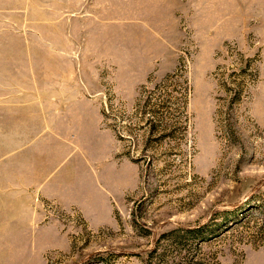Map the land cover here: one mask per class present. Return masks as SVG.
I'll return each mask as SVG.
<instances>
[{
    "label": "rangeland",
    "instance_id": "374dc122",
    "mask_svg": "<svg viewBox=\"0 0 264 264\" xmlns=\"http://www.w3.org/2000/svg\"><path fill=\"white\" fill-rule=\"evenodd\" d=\"M156 2L133 27L70 29L65 96L100 103L109 212L10 182L2 139L0 264H264V0ZM72 137L65 151L86 152Z\"/></svg>",
    "mask_w": 264,
    "mask_h": 264
},
{
    "label": "crops",
    "instance_id": "0c3cea01",
    "mask_svg": "<svg viewBox=\"0 0 264 264\" xmlns=\"http://www.w3.org/2000/svg\"><path fill=\"white\" fill-rule=\"evenodd\" d=\"M156 5V0H0V126H6L8 132L15 129L9 134L0 132V140L15 141V174H10V182H25L27 187H36L59 202L109 212V198L97 188L98 180L106 188L113 185L104 182V172L96 169L102 160L98 153L100 103L71 101L69 95L67 99L65 96L71 90L70 29H118L128 23L133 27L130 23L142 19L144 13L161 12ZM42 29L46 30L43 35ZM42 44L47 46L45 56L39 52ZM56 59L60 64L57 67ZM43 60L46 63L40 72ZM71 108L81 111L70 113ZM73 115L76 117L66 123ZM24 125L37 134L31 147L19 142ZM105 132L110 138V132ZM68 135L84 142L80 147L87 151L66 152ZM106 149L103 158H111V141L106 142ZM110 174L106 179L112 178ZM115 179L116 183L117 169ZM98 198L103 200L100 207L104 210L98 208Z\"/></svg>",
    "mask_w": 264,
    "mask_h": 264
},
{
    "label": "trees",
    "instance_id": "16d2710c",
    "mask_svg": "<svg viewBox=\"0 0 264 264\" xmlns=\"http://www.w3.org/2000/svg\"><path fill=\"white\" fill-rule=\"evenodd\" d=\"M240 95H241V91H240V89L238 90V92L235 94V102L236 101H239V97H240ZM161 108V107H160ZM167 109H168V107H166L165 105L164 106H162V110H165L166 112H167Z\"/></svg>",
    "mask_w": 264,
    "mask_h": 264
}]
</instances>
